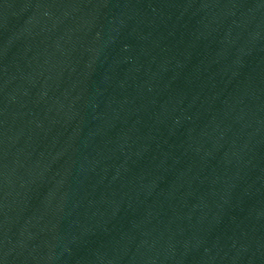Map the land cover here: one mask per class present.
<instances>
[{
    "label": "water",
    "instance_id": "1",
    "mask_svg": "<svg viewBox=\"0 0 264 264\" xmlns=\"http://www.w3.org/2000/svg\"><path fill=\"white\" fill-rule=\"evenodd\" d=\"M0 264H264V0H0Z\"/></svg>",
    "mask_w": 264,
    "mask_h": 264
}]
</instances>
